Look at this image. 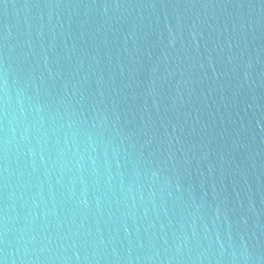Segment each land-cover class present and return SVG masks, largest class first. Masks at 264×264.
Returning <instances> with one entry per match:
<instances>
[{
  "label": "water",
  "instance_id": "1",
  "mask_svg": "<svg viewBox=\"0 0 264 264\" xmlns=\"http://www.w3.org/2000/svg\"><path fill=\"white\" fill-rule=\"evenodd\" d=\"M264 202V0H0V264H217Z\"/></svg>",
  "mask_w": 264,
  "mask_h": 264
}]
</instances>
